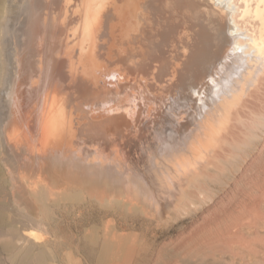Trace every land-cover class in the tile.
I'll return each mask as SVG.
<instances>
[{
  "label": "bare ground",
  "instance_id": "1",
  "mask_svg": "<svg viewBox=\"0 0 264 264\" xmlns=\"http://www.w3.org/2000/svg\"><path fill=\"white\" fill-rule=\"evenodd\" d=\"M262 81L264 0H0V264H138Z\"/></svg>",
  "mask_w": 264,
  "mask_h": 264
},
{
  "label": "rangeland",
  "instance_id": "2",
  "mask_svg": "<svg viewBox=\"0 0 264 264\" xmlns=\"http://www.w3.org/2000/svg\"><path fill=\"white\" fill-rule=\"evenodd\" d=\"M261 84L231 111L229 123L217 135L211 154L198 171L175 181L179 189L171 182L170 190L181 198V205L163 211L165 234L154 241L142 238L144 254L138 264H207L208 260L210 264H264V81ZM15 188L4 189L0 200L7 207V201L13 204V212L18 213L29 198ZM108 189L111 187L104 186L103 191ZM41 235L38 240L45 241L47 237ZM59 243L67 249L79 241L61 239ZM173 245L179 246L174 252ZM156 246L168 250L160 254L154 250ZM64 252L57 255V262L66 264ZM84 258L78 256L83 261L80 264L89 262Z\"/></svg>",
  "mask_w": 264,
  "mask_h": 264
}]
</instances>
